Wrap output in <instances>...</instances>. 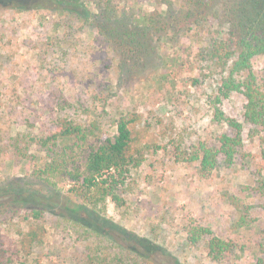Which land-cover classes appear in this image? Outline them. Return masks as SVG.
Returning a JSON list of instances; mask_svg holds the SVG:
<instances>
[{
  "label": "rangeland",
  "instance_id": "rangeland-1",
  "mask_svg": "<svg viewBox=\"0 0 264 264\" xmlns=\"http://www.w3.org/2000/svg\"><path fill=\"white\" fill-rule=\"evenodd\" d=\"M14 1L0 0V232L19 247L33 208L45 230L15 264H255L264 231L258 135L243 124L235 163L219 157L208 177L188 161L198 142L234 134L212 121L226 72L210 51L238 52V22L255 13L253 1L65 0L75 13L50 1L21 11ZM252 66L261 76L264 57ZM244 103L232 93L219 107L242 122ZM125 114L139 116L130 130L140 166L118 189V208L86 203L69 193L72 182L42 175L47 159L36 146L25 159L9 147L16 134L45 135L64 119L112 135ZM194 226L235 247L214 261L208 236L188 240Z\"/></svg>",
  "mask_w": 264,
  "mask_h": 264
},
{
  "label": "trees",
  "instance_id": "trees-1",
  "mask_svg": "<svg viewBox=\"0 0 264 264\" xmlns=\"http://www.w3.org/2000/svg\"><path fill=\"white\" fill-rule=\"evenodd\" d=\"M21 1H14L21 11L47 9L50 1L59 12H74L70 9L72 3L65 0H28L25 7L20 4ZM252 1L250 8L255 13L244 11L243 19L240 18L238 22L243 31L238 52L226 48L223 54H219L216 48L210 51L211 59H216V63L226 72L217 96L211 103L212 121L224 122L234 134L221 133L215 137L213 144L198 142L193 148L188 161L198 162L199 171L204 177L214 171L219 157L223 158L225 167L235 163L242 146L243 124L249 125L252 132L258 135L259 158L264 166V68L261 76H258L252 66L253 58L264 57V0ZM81 9L84 20L91 17L89 10ZM232 93L241 94L245 99L242 122L225 116L219 107L221 100L227 99ZM138 120L136 114L121 115L114 124L115 132L112 135L97 134L95 130L85 129L69 120H59L45 135L16 134L9 147L16 150L21 159H25L28 147L36 146L40 152L45 153L47 159L41 169L42 175L72 182L69 193L86 203L96 206L110 199L118 208L123 205L118 189L124 186L129 172L140 166V160L134 158L131 151L130 130ZM228 199L234 198L231 196ZM30 216L34 223L26 232L20 233L19 247L0 232V264H15L20 254L26 257L31 255L32 247L40 242L45 233L44 226L37 223L42 212L33 208ZM262 233L261 241L257 244L261 256L255 264H264V231ZM189 234L188 240L192 245H196L205 236L209 237L208 255L214 261H222L235 247L230 241L213 235L207 227L194 226L189 229Z\"/></svg>",
  "mask_w": 264,
  "mask_h": 264
}]
</instances>
